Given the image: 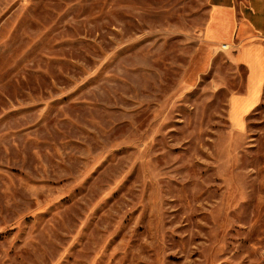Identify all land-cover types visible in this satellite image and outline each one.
<instances>
[{"label":"rangeland","instance_id":"374dc122","mask_svg":"<svg viewBox=\"0 0 264 264\" xmlns=\"http://www.w3.org/2000/svg\"><path fill=\"white\" fill-rule=\"evenodd\" d=\"M207 0H0V264H264V130Z\"/></svg>","mask_w":264,"mask_h":264},{"label":"crops","instance_id":"0c3cea01","mask_svg":"<svg viewBox=\"0 0 264 264\" xmlns=\"http://www.w3.org/2000/svg\"><path fill=\"white\" fill-rule=\"evenodd\" d=\"M207 3L205 40L228 51L245 70L242 91L228 98L227 119L235 134H247L264 125V0ZM223 44L228 48L223 49Z\"/></svg>","mask_w":264,"mask_h":264},{"label":"built area","instance_id":"2783aa9c","mask_svg":"<svg viewBox=\"0 0 264 264\" xmlns=\"http://www.w3.org/2000/svg\"><path fill=\"white\" fill-rule=\"evenodd\" d=\"M222 48H223V49H226V48H228V45H227V44H223V45H222Z\"/></svg>","mask_w":264,"mask_h":264}]
</instances>
